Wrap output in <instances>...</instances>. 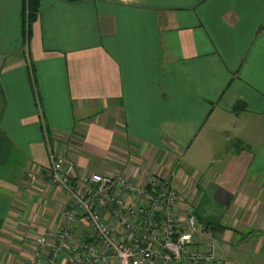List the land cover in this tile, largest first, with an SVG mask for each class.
Masks as SVG:
<instances>
[{
    "label": "crops",
    "instance_id": "obj_1",
    "mask_svg": "<svg viewBox=\"0 0 264 264\" xmlns=\"http://www.w3.org/2000/svg\"><path fill=\"white\" fill-rule=\"evenodd\" d=\"M25 7L0 0V264L58 226L53 154L100 173L169 157L221 210L227 264H264V0H41L28 36Z\"/></svg>",
    "mask_w": 264,
    "mask_h": 264
},
{
    "label": "built area",
    "instance_id": "obj_2",
    "mask_svg": "<svg viewBox=\"0 0 264 264\" xmlns=\"http://www.w3.org/2000/svg\"><path fill=\"white\" fill-rule=\"evenodd\" d=\"M48 180L64 196L59 223L29 237L27 264H227L173 170L82 171L53 154Z\"/></svg>",
    "mask_w": 264,
    "mask_h": 264
},
{
    "label": "rangeland",
    "instance_id": "obj_3",
    "mask_svg": "<svg viewBox=\"0 0 264 264\" xmlns=\"http://www.w3.org/2000/svg\"><path fill=\"white\" fill-rule=\"evenodd\" d=\"M163 164L161 163V165H162L161 167L163 170L165 169L166 172L168 171L167 169H171V168H172L171 170H173L175 172H180V171L183 172V175H185L184 182L186 183V187L189 189L193 188L196 192H194L193 189L188 190L187 192L182 194V199H183L184 203L186 204V206L192 207V209L195 211V214L197 215L198 220L200 221L202 229H203V225L210 224L211 226H213L212 223H215V227L211 228L213 231V234L204 233L202 236L207 240H210V241L215 242L216 244H219V242H221L220 231H224L225 228L223 227L224 225L222 227H218V225H217V222H219V215H221V210L218 207L214 206L211 203V201H208V199H210L211 195L205 194L204 186H201L202 188L200 186H196L194 179H193L194 171L193 172L192 171H190V172L186 171L185 170L186 167H184V166H180L178 169H174L175 164L172 165L173 160L170 159L169 157L164 158ZM135 165H136V167H139V163H136ZM183 197H186V199L184 200ZM198 197H200L203 201H201L200 204L196 205V203L198 201ZM201 219H204V221L202 222ZM17 231H19V228H17ZM217 231H219V232H217ZM11 233H13V232H10V234ZM29 237H30V233L28 234V238L25 236V238L23 239L22 242L14 241L11 239L9 242H7L8 244H6V245L9 246V244L14 243L15 245H17V247L20 250L23 249V250H26L27 252L30 253ZM19 256H21V260L18 261V264H27V260L29 258L28 254H24V255L19 254ZM254 257H256V256H254ZM10 259H11V257L8 258L7 262L8 261L10 262ZM241 260L243 261L244 258L242 257ZM249 261L253 262V259H249V256L247 255L246 260L244 262L249 264Z\"/></svg>",
    "mask_w": 264,
    "mask_h": 264
},
{
    "label": "trees",
    "instance_id": "obj_4",
    "mask_svg": "<svg viewBox=\"0 0 264 264\" xmlns=\"http://www.w3.org/2000/svg\"><path fill=\"white\" fill-rule=\"evenodd\" d=\"M66 1L77 2V1H81V0H66ZM40 3H41V0H26L25 9H27V13H26V19H24V23H25L24 24V32H25L26 36H28V34L30 32L32 22L37 18V15H38L39 10H40ZM201 220H202V222L204 221V219H201ZM212 225L213 226L210 227V224H206V225H203V228L204 229L214 228L215 223H212ZM217 225H218V227L223 226L218 222H217ZM223 227L226 229L225 226H223Z\"/></svg>",
    "mask_w": 264,
    "mask_h": 264
}]
</instances>
